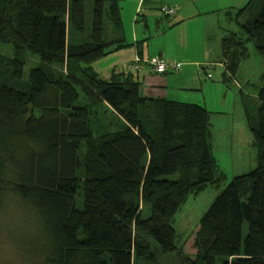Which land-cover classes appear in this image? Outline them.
Segmentation results:
<instances>
[{"label":"trees","instance_id":"obj_1","mask_svg":"<svg viewBox=\"0 0 264 264\" xmlns=\"http://www.w3.org/2000/svg\"><path fill=\"white\" fill-rule=\"evenodd\" d=\"M73 1L0 0V42L13 46L12 54L0 53V77H8L0 78V217L13 201L30 210L29 232L20 231L26 262L125 264L130 252L123 243L139 228L154 245L135 241L133 264H159V255L179 249L172 222L183 203L216 186L220 193L195 238L196 258L184 264H264V86L254 110L244 104L257 166L225 185L205 106L146 97L132 72L103 76L96 70L98 60L123 46L122 0H103L107 9L92 6L89 25L88 8L74 13ZM244 10L242 31L222 39L226 83L250 56L249 41L264 59V0H250ZM105 17L120 38L96 41L94 30L105 29ZM31 55L52 62L27 72ZM75 86L83 103L68 108ZM78 178L83 208L76 194L59 188L62 179ZM87 179L105 182L104 205ZM142 203L150 207L148 216L140 212Z\"/></svg>","mask_w":264,"mask_h":264},{"label":"rangeland","instance_id":"obj_2","mask_svg":"<svg viewBox=\"0 0 264 264\" xmlns=\"http://www.w3.org/2000/svg\"><path fill=\"white\" fill-rule=\"evenodd\" d=\"M225 5L235 4L233 0H222ZM125 3V0L122 1V5ZM79 9L86 10L88 8L89 12L87 16V24H90V16L92 4L84 5L80 2ZM107 8V5H106ZM161 9V8H160ZM159 12L165 14L162 9ZM248 16V10L239 15L231 16L227 11L222 12L223 24L227 28V32L234 31L239 33L242 31L241 23ZM166 19L168 16H164ZM174 18H172V21ZM106 27L103 31V36L108 37L107 33L110 34L109 29H113L107 17H105ZM167 21H169L167 19ZM123 29L126 33L131 35V28L133 27V21L127 19V23L124 20ZM142 21H137L141 23ZM171 22H169L170 24ZM136 25V24H134ZM111 28H110V27ZM143 26V25H142ZM140 27V26H139ZM39 26L35 27V41L38 39ZM95 31V30H94ZM106 32V33H105ZM97 35H101L97 32ZM69 36V23L66 22L63 24L62 33H61V42L60 47L61 51L66 50V39ZM102 36V37H103ZM248 48L250 51V56L243 60L240 63L236 78L238 83L232 85L230 88L224 84V89L228 91V94L225 96V91L220 89H207V102L208 110L210 111L209 119L211 121V131H212V142L213 150L216 158L218 159L220 167H222L227 174V180L225 185L230 181L232 176L240 175L245 172L250 171L257 166L258 160V150L253 145V136L250 130L248 129V124L246 123V114L244 104L247 103L254 110L256 107L258 92L260 87L264 86V59L260 52L257 50V47L253 41L248 42ZM13 46L12 44H3L0 42V53L12 54ZM110 57V59H108ZM114 56H107L103 58L101 65V70L103 73L101 75H109V73L104 72V67L111 61ZM108 59V61H107ZM114 59V58H113ZM52 62L49 58H44L40 56L31 55L29 59V65L26 67L27 72L29 68L41 61ZM64 67H66L64 65ZM214 66H211L208 70L214 78L220 77L221 74L218 73L215 69L211 70ZM67 69V68H66ZM64 68V72H66ZM123 69V68H122ZM26 72V73H27ZM3 81H8V77H0ZM0 79V82H3ZM221 80V79H220ZM212 83L211 79H209ZM238 88H237V87ZM241 87V89L239 88ZM4 88V87H3ZM6 89H3V91ZM198 98V101L205 102L202 98V94L197 92L193 94ZM84 99V95L79 86H75L73 89L68 91V105L67 107H73L75 104L83 103L80 100ZM204 106V105H203ZM248 127V128H247ZM224 129L227 133L224 134ZM231 142H234L241 153L237 150L231 148ZM232 161L236 165L232 166ZM80 183V178L78 179H62L60 181L59 188L61 190L67 191L72 194H76L78 199V208H83L84 206V195L80 192L77 187ZM86 186L96 188L101 194L102 205L105 203L106 193H105V182L103 180H86ZM221 188L216 186H209L206 189L198 192L192 193L187 200L183 203L179 211L176 213L174 220L172 222L176 230L175 243L178 246V250L173 254L159 255V264H184L185 259H195L197 254V248L195 246V238L201 226V218L204 213L208 210L212 202L215 200L216 196L220 193ZM82 191V190H81ZM247 199L250 200V195H247ZM253 203H257L258 200L252 198ZM16 203L15 201H13ZM14 203L5 211H3L2 216L0 217V264H34L32 262L27 263L24 246H27L26 243L21 246L20 243V234L21 229L28 231V226H30L28 217L31 213L23 204L15 205ZM8 206V205H7ZM6 206V207H7ZM129 213L133 216L136 215L134 207L128 208ZM140 212L143 217L148 216L150 212L149 205L141 204ZM249 223L248 221L244 222L243 233L246 235L248 233ZM24 231V232H25ZM23 232V233H24ZM139 241L142 244H153L151 237L144 231L139 228H135L131 238H127L123 243V246L129 250V256L125 264L134 263V242ZM22 247V249H21ZM221 259V257H219Z\"/></svg>","mask_w":264,"mask_h":264},{"label":"crops","instance_id":"obj_3","mask_svg":"<svg viewBox=\"0 0 264 264\" xmlns=\"http://www.w3.org/2000/svg\"><path fill=\"white\" fill-rule=\"evenodd\" d=\"M122 1L123 24H125L124 20L127 23L128 19L129 24L131 21L132 25L133 21L136 25L133 24V27H130L131 35L124 30L123 46L109 54L114 56V59L112 58L111 61H108L110 57L107 59L105 73L110 74L113 70L129 72L127 65L139 58L141 63L130 72L137 81H140L143 96L198 103L207 109V89H220L225 91L226 96L228 91L224 89V84L230 88L238 83L236 76L228 83L222 79L227 72L223 59L222 39L228 33L223 24L222 12L226 10L231 16L239 15L244 12L243 9L250 0H233L235 4L232 5H225L222 0H125L123 5ZM80 2L83 6L92 4V6L107 9V4L103 0H90V3H87V0H75L71 5L74 13L85 11L78 8ZM163 5L177 7V14L173 17L163 15L159 12ZM164 16H168L169 21ZM172 18H174L173 21ZM139 20L142 22L137 23ZM102 30L95 29L96 41L102 40ZM109 30L111 32L107 33L109 40L112 37V39L121 37L119 31L115 33L112 28ZM97 32L101 35L98 36ZM116 46V44L113 45V49ZM158 56L167 63L182 61L184 70L177 72L171 70L164 74L155 73L146 61H152ZM103 58L94 64L99 73H103L101 70ZM211 66H214L211 70L215 69L221 74L220 77L216 79L213 75V78L207 77V74H211L208 72ZM209 79L213 80L212 83ZM238 84L241 86L240 83ZM197 92L202 94L205 102L198 101L197 96L193 99L195 97L193 94ZM225 130L224 134L227 133ZM231 148L241 153L234 142H231ZM235 165L236 163L232 161L233 168Z\"/></svg>","mask_w":264,"mask_h":264},{"label":"built area","instance_id":"obj_4","mask_svg":"<svg viewBox=\"0 0 264 264\" xmlns=\"http://www.w3.org/2000/svg\"><path fill=\"white\" fill-rule=\"evenodd\" d=\"M161 9L168 16H173L178 11L177 7L170 5H164ZM140 63L141 59L138 58L134 63H129L127 65V69L133 71L135 68L138 67ZM146 63H148L155 72L160 74L166 73L171 70L176 72L184 70V63L182 61L167 63L163 59L156 58L152 61H146Z\"/></svg>","mask_w":264,"mask_h":264},{"label":"bare ground","instance_id":"obj_5","mask_svg":"<svg viewBox=\"0 0 264 264\" xmlns=\"http://www.w3.org/2000/svg\"><path fill=\"white\" fill-rule=\"evenodd\" d=\"M163 6H164V5H163ZM161 8H162V7H161ZM176 14H177V13H176ZM176 14H175V15H176ZM165 15H166V14H165ZM173 16H174V15H173ZM173 16H170V17H173ZM61 33H62V30H61ZM157 58L163 59V58H161V57H159V56H158ZM168 72H169V71H168ZM175 72H176V71H175ZM155 73H157V72H155ZM166 73H167V72H166ZM158 74H160V73H158ZM163 74H164V73H163ZM207 77H208V78H213L212 74H207Z\"/></svg>","mask_w":264,"mask_h":264}]
</instances>
